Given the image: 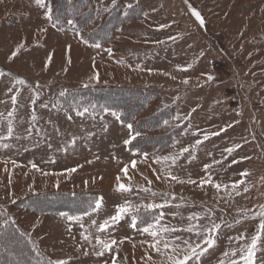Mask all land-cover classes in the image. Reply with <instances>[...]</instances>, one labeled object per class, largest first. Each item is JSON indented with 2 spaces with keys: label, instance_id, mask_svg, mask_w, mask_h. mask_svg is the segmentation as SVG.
Listing matches in <instances>:
<instances>
[{
  "label": "rangeland",
  "instance_id": "1",
  "mask_svg": "<svg viewBox=\"0 0 264 264\" xmlns=\"http://www.w3.org/2000/svg\"><path fill=\"white\" fill-rule=\"evenodd\" d=\"M46 1L41 8L35 0H0V72L11 74L0 76V135L9 120L14 129L0 141L10 145L0 148V264H167L141 231L161 211L165 225L209 211L221 224L215 246L189 264H244L240 250L257 233L253 216L264 206V0H59L58 27L46 19ZM128 124L140 134L132 150L124 143ZM184 147L189 153L175 164L163 159ZM169 171L197 183H177ZM208 175L219 192L198 187ZM240 181L237 195L232 185ZM100 198L102 208L91 212ZM165 199L181 206L141 208L136 228L129 215L97 231L125 201ZM97 237L117 244L97 256ZM253 260L264 264V234Z\"/></svg>",
  "mask_w": 264,
  "mask_h": 264
},
{
  "label": "snow or ice",
  "instance_id": "2",
  "mask_svg": "<svg viewBox=\"0 0 264 264\" xmlns=\"http://www.w3.org/2000/svg\"><path fill=\"white\" fill-rule=\"evenodd\" d=\"M35 3L41 7L45 8V0H35ZM113 4H115V0H113ZM131 7V5H129ZM197 20L200 21L201 24H203V20L200 17V14L198 12L193 13ZM46 19L51 21L53 25L56 23H59V18H56L53 20L52 16V10L50 8L47 9L45 12ZM69 24L72 23L71 20L68 21ZM46 31V29L44 30ZM83 43H87V41H82ZM20 47H23V45H20ZM70 47V46H69ZM92 47L99 48L100 45L98 43L93 44ZM18 51V50H17ZM109 53L111 52V49H108ZM17 54V52H13L12 56L14 57ZM11 59V57H10ZM49 61L51 60V56H49ZM181 70H187V69H181ZM4 75H11L10 73H4L0 72V76ZM97 80V83L99 82L98 75L95 77ZM209 80L213 79L211 76L208 77ZM17 83L24 85L26 82L23 79H18ZM183 83L187 84L188 81L184 80ZM88 85L85 84L84 87H87ZM11 91V89H9ZM19 95V90H17L16 95H13L11 97L12 104L15 105L17 103V96ZM61 95H65L64 92H61ZM88 109L85 108L83 111H77L78 116H83L85 113H88ZM194 111V110H193ZM15 112V108H13V111L8 113V116H13V113ZM91 115V113H89ZM111 116L115 117L116 120H120L121 114L117 112H111ZM179 118V117H178ZM71 119V117H69ZM32 120H36V116L33 115ZM167 123V121H165ZM230 126V125H229ZM127 128L129 129V132L131 133L133 131V126L131 124L127 125ZM105 130H107V126L105 125ZM221 131H226V129H221ZM13 125L12 121H8L7 126V134L6 135H0V141L4 140H10L13 137ZM31 132V129H29V133ZM220 132L214 133L213 135H219ZM139 132H136L135 134L130 136V139H127L124 141L126 145L131 144L132 141H134L137 136H139ZM16 139H20V137H16ZM208 136L205 135L204 140H207ZM203 141L197 140L196 145L202 143ZM74 143V141H73ZM10 145L7 143H0V148H9ZM51 147V145H49ZM195 147V145H193ZM239 147V146H236ZM226 151L231 154L234 151V148H228ZM184 153H189V148L184 147L182 148L176 155L164 157L163 159L165 161L171 160L172 164H175L176 161L183 156ZM145 158H147V154H144ZM191 155V154H190ZM194 159V157H192ZM156 163H159V158L155 161ZM190 162V161H189ZM237 161L233 160V163H236ZM15 163V162H13ZM136 161H132V166L135 167ZM34 169L39 171V169L36 167L35 164L32 165ZM210 167V165L205 166V170ZM7 170V169H5ZM69 172H75L76 169L72 168L68 170ZM125 173H127V167L123 170ZM248 173L245 171L241 173V175H247ZM47 175V173H45ZM166 177H170L172 180L176 181L177 183H189V184H196L197 182L192 179H188L187 181L181 180L178 177L174 176L170 171L166 173ZM159 179V176L157 177ZM151 183V181H149ZM244 183L243 181H240L239 183L232 185V190L236 191V194L239 195L240 192L237 190L239 187V184ZM205 184H210L212 187H214L217 192H219L222 188L221 184L214 183L212 180L211 175H208L206 178L202 179L198 187L203 188ZM227 187V185L223 186ZM142 191L148 192L150 191L149 188H143ZM248 189L245 188L244 191H247ZM118 191L121 192H130L131 188L126 187L124 185H120ZM153 195H156L153 193ZM173 200L175 199V196L171 197ZM102 199H97L93 203L89 204V208L91 209V212L95 213L98 212L102 208ZM176 207L179 208L180 204L171 205L170 201L168 199H165L163 203H151V204H141V205H134L129 201H125L122 205L116 206L115 214L105 219L101 224H99L97 231L98 232H104L107 228L112 227L115 224H119L122 219H124L127 216H131V227L136 228L137 227V221H138V213L140 212V209L143 208L145 211H154L156 209H164L166 207ZM91 213L85 212V215H90ZM0 215H3V213H0ZM63 216H67V219L69 221H82L83 217L78 215H72L68 216L66 213L62 214ZM165 213L159 212L157 215L152 217V222L147 223V226L143 227L141 229L142 232L147 233L149 236L152 237V242L149 243V248L153 249L156 253L160 254L161 256L167 257V264H189V261H192L193 259L199 261V259L208 251L209 248H212L216 244V234L218 230L221 228V224L217 223L213 219L212 213L209 211L208 213H193L192 215L185 217H181V219H186L188 223L186 225H165L162 224L161 221L163 220ZM256 216H259L260 223L258 225L257 233L252 236L251 242L249 245L246 246V248H242L240 251L243 253L246 251V255H242L240 259L244 261V264H254L253 257L255 255V250L257 247L258 242L261 240L262 234H264V206H261V209L258 213H256L253 218ZM205 217H207V222L204 224L199 223V221L204 220ZM222 219V218H221ZM12 223L14 224L15 221L13 220ZM92 225H96V220L93 219L91 221ZM81 227H83V224L81 223ZM189 233L192 236V239L183 237V236H173V233ZM21 235H24V233H21ZM83 235V234H82ZM243 236L237 237V240L243 239ZM84 239L88 240L89 237L85 236ZM233 238H229V240H232ZM179 241V243H177ZM90 242V241H89ZM123 241H121L122 243ZM96 244L100 246V251L96 252L95 254L97 256H102L104 254L105 250H110L111 247L115 244H117V241L115 239L111 241L107 240H101L99 237L96 238ZM35 250V249H34ZM87 255V253H84ZM224 256H229V252L226 251L223 253ZM236 252H231V256H235ZM148 260H152L151 256H148ZM52 264V262H50ZM55 264H67V261L65 260H59L56 261ZM152 264H155V261L152 262ZM219 264H224V261L221 260ZM230 264H240L239 260L231 259Z\"/></svg>",
  "mask_w": 264,
  "mask_h": 264
},
{
  "label": "trees",
  "instance_id": "3",
  "mask_svg": "<svg viewBox=\"0 0 264 264\" xmlns=\"http://www.w3.org/2000/svg\"><path fill=\"white\" fill-rule=\"evenodd\" d=\"M48 1L50 2V5H52L51 6V8H52V16H53V19L55 20L57 18V15H58V13L56 11V6L58 5V1L59 0H55V2H53L52 0H48ZM48 1H46V2H48ZM55 25L58 27L59 23H56ZM77 28H76V30H79V28L78 29ZM73 29H75V28H73ZM135 133H136V128L133 126V131L131 132V134L133 135ZM137 140L138 139L136 138L134 141H132L131 144L128 145V148L130 150H132V146H133V144L136 143ZM149 145H152V144L150 143ZM158 149H160L159 145H158ZM35 261H37V263L35 262V263H31V264H45V260L44 259L43 260H39V261L35 260Z\"/></svg>",
  "mask_w": 264,
  "mask_h": 264
},
{
  "label": "crops",
  "instance_id": "4",
  "mask_svg": "<svg viewBox=\"0 0 264 264\" xmlns=\"http://www.w3.org/2000/svg\"><path fill=\"white\" fill-rule=\"evenodd\" d=\"M134 187H135V186H134ZM149 187H150V186H147V187H143V188H149ZM143 188H142V189H143Z\"/></svg>",
  "mask_w": 264,
  "mask_h": 264
}]
</instances>
